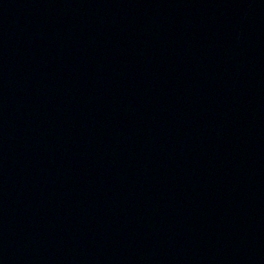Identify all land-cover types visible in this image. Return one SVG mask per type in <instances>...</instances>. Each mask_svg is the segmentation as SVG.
<instances>
[{
  "label": "water",
  "instance_id": "1",
  "mask_svg": "<svg viewBox=\"0 0 264 264\" xmlns=\"http://www.w3.org/2000/svg\"><path fill=\"white\" fill-rule=\"evenodd\" d=\"M0 264H264V0H0Z\"/></svg>",
  "mask_w": 264,
  "mask_h": 264
}]
</instances>
